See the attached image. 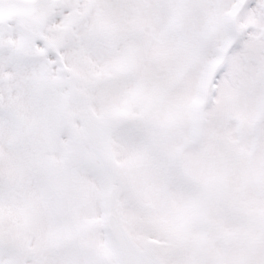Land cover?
I'll list each match as a JSON object with an SVG mask.
<instances>
[{"label": "snow or ice", "instance_id": "snow-or-ice-1", "mask_svg": "<svg viewBox=\"0 0 264 264\" xmlns=\"http://www.w3.org/2000/svg\"><path fill=\"white\" fill-rule=\"evenodd\" d=\"M0 264H264V0H0Z\"/></svg>", "mask_w": 264, "mask_h": 264}]
</instances>
